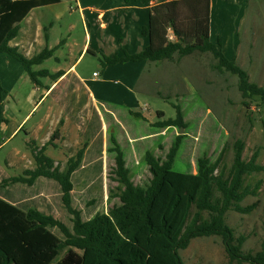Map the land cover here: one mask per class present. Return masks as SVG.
Here are the masks:
<instances>
[{"label": "trees", "instance_id": "16d2710c", "mask_svg": "<svg viewBox=\"0 0 264 264\" xmlns=\"http://www.w3.org/2000/svg\"><path fill=\"white\" fill-rule=\"evenodd\" d=\"M62 1L74 0H0V53L18 60L36 86L41 78L57 81L62 76V72L35 70L54 57L57 47L47 46L28 58L11 42L19 37L21 23L34 9ZM142 1L155 2L149 25L142 30L149 45L133 54L104 55V69L129 62H173L176 56L181 59L197 52L209 53L218 72L238 77L246 106L247 99L257 98L264 105V88L250 82L248 72L225 56L221 39L211 41V0ZM59 104L70 116L75 111L81 114L80 131L84 140L92 143L91 148L86 152V145L69 160L66 170H60L46 155L60 137L58 129L43 147H33L34 170L19 177H0V189L5 188L4 194L0 192L5 195H0V264H185L181 252L194 239L206 237L221 238L231 262L264 264V237L260 251L245 252L247 237L237 236L228 222L230 212L249 215L257 208V203L243 206V202L258 194L261 182L246 185V178L264 171L257 162L258 153L249 161L244 159L242 140L234 144L228 171L220 169V156L215 162L201 157L196 173H182L174 170L185 137L180 135L169 149L160 146L164 154L146 153L145 180L137 183L120 144L111 135L106 151L110 169L105 177L103 122L79 80H72ZM174 107L177 117L154 123L156 129L187 128L181 106ZM131 114L144 118L141 113ZM158 116L163 118L164 113L158 112ZM105 180L117 185L108 190L107 212H100L106 201ZM45 181L53 183L57 195L44 194ZM66 248L67 254L58 261Z\"/></svg>", "mask_w": 264, "mask_h": 264}, {"label": "rangeland", "instance_id": "374dc122", "mask_svg": "<svg viewBox=\"0 0 264 264\" xmlns=\"http://www.w3.org/2000/svg\"><path fill=\"white\" fill-rule=\"evenodd\" d=\"M215 1L213 42L217 43L219 39H223L231 58L229 59L233 60L236 57V63L248 72L250 82L264 88V0ZM85 21L81 18L74 1H64L55 7L38 8L31 14L30 19L21 23V32L17 42L31 39L30 36L35 35L36 26L39 25L45 29L40 33L37 32V35L41 36L39 39L43 46L33 45L36 52L45 48L46 35L50 47L58 46L65 41L59 47L55 58L37 68L55 71L60 67L70 68L77 61L88 37L89 40L92 37V49L97 52L88 54L79 63V70L88 72L89 77L94 71L101 74L104 69L101 59L104 55L107 57L114 55L117 47L116 44L107 43L105 46L102 43L103 46L97 48L98 39L102 35L107 37L110 35L107 32H100L99 29L95 34L92 27L85 24ZM219 23L222 29L217 38L216 26ZM72 25L74 28L70 30ZM170 34L172 36V33ZM56 58L60 62H57ZM154 64L155 67L150 73L149 86L146 84L148 86L146 91L154 95L137 93L139 95H137L138 105L141 111L145 109L144 118L131 114L135 106H132V98H125L126 94L122 85L113 83L106 87L107 93H112L118 101H122V104L103 100L110 107L121 110L120 126L111 124L106 129L105 136L109 140L111 135H114L112 128L115 127V136L132 168L131 176L135 182L140 183L145 180L146 153L150 151L164 154L165 151L160 150V146L169 149L180 135H185V137L180 144L175 171L196 173L199 158L206 157L215 162L220 156H222L220 169L224 168L228 171L233 163V147L238 140H242L245 144L244 159L249 161L254 154L258 153L257 162L264 167V105H261L259 98L247 99L248 106L244 104L245 100L238 89L237 76L218 72L214 68L216 61L209 53L197 52L181 59L176 56L173 62L162 61ZM46 79L49 78H41L45 84H52ZM20 84L23 85V90L27 89L29 92L33 88L29 79ZM68 84L67 81H63L58 85L56 96H54L58 103L53 101V97L46 99L40 110L35 111L36 114L34 112V117L26 127L22 129L27 122L12 138H10L11 134L18 127L16 121L10 119L7 130L0 131V145L2 144L0 147V169H2L0 177L23 176L28 168H35L33 147L36 146L35 143L39 146L44 145L46 134L49 130L54 132L57 121V128L61 129V135L66 136L67 139L57 142V148L49 147L46 155L56 162L55 165L60 170H66L69 160L75 157L80 150L86 148V141L74 120L68 121L69 128L66 124L62 127L60 123L63 119L68 120V116L63 111L64 107L59 104ZM0 85L3 89L0 91V106L5 110L6 117L11 118L13 112H17L16 115L20 118L24 116L31 105L21 100L19 96L12 98L11 94L6 95L8 90L3 88L1 79ZM124 101H128L131 105H126ZM174 105L181 106L187 128L184 132L182 129L173 127L164 131L156 129L153 123L177 117V109ZM50 107L53 109L52 120L44 121L45 114ZM158 112L164 113V117L160 118ZM103 114L105 119L109 117L106 113ZM38 126L42 130L34 132V128ZM155 132L159 134L158 137L153 139L148 137L149 139L144 142L136 141L137 137ZM106 160H108L105 167L107 173L110 169V160L108 158ZM111 162L114 165V162ZM106 173H104L105 177ZM105 181L106 201L101 206L100 212H107L108 190L117 185V183ZM258 181L261 182L258 194L247 197L243 202V206L257 203V208L249 215L236 212L228 214V222L234 228L236 235L247 237L243 248L245 252L260 251L264 237V171L246 178V185L254 186ZM42 186L46 196L57 195L58 190L53 183L45 181ZM0 192L4 194L5 188L0 189ZM67 251V248L61 251L58 261L63 259ZM181 255L185 264H238L229 260L222 240L218 237L194 239L189 248L181 252Z\"/></svg>", "mask_w": 264, "mask_h": 264}, {"label": "crops", "instance_id": "0c3cea01", "mask_svg": "<svg viewBox=\"0 0 264 264\" xmlns=\"http://www.w3.org/2000/svg\"><path fill=\"white\" fill-rule=\"evenodd\" d=\"M62 2L58 4L50 5V6L55 7V6L61 5ZM74 2H76L77 4V8L79 10V14L81 15V18L83 20H86L85 24H88L89 27H92L95 34H97V29H99L100 32H107V34L110 35L109 37L102 35L101 38L98 39L99 45L97 44V48L98 46L100 47H102L103 45L106 46L107 43H112L111 45L116 44L117 48H115L116 50L115 54H118L119 56H124L126 53L133 54L136 52H140L149 45L150 43L149 38L143 36L142 30L144 27H147L149 25L150 9L152 5H154L155 2H152L151 4H145L142 0H128V1L126 0H74ZM215 2H216L215 0H211V25H210L211 34L210 35H211L212 42H213V15L215 12V7H216ZM46 7H49V6H46ZM34 10L30 13V15L25 20L30 19V16L34 12ZM220 24L221 23L217 24L216 26L218 30L217 38H219L218 35L220 34V30L222 29ZM73 28H74L73 25L70 26V30H73ZM44 29L45 28L42 25L36 26V29H35L36 33L35 35L30 36L31 39H27L26 41L17 42L19 38L18 37L17 39L11 42V45L18 46L20 49V52L23 55H25L28 58H32L42 51L41 50L40 52H36L33 45L43 46L41 44V40L39 39L41 36H38L37 32L40 33ZM47 39L48 37L46 35L47 43H46L45 48L47 46L50 49L57 47V51L55 52V55L53 57L55 58L56 53L59 50V47L62 45L59 44L58 46L50 47L48 43L49 39L48 40ZM102 43L104 44L102 45ZM92 44H93V38L90 37V40H89V37H88V41L86 45L84 46L82 52L80 53L77 61L73 65H71L70 68L63 69L60 67L59 69L55 71L47 69L53 74L58 73V72L63 73L62 76L57 81H53L50 78L46 79L52 82V84L50 85H47L45 84V81L42 82V80H40L41 84L36 86L31 81L30 77L25 72L24 66L19 61H17L12 56L6 53H0V79L2 80L3 88L4 89L6 88L8 90V93L6 95L11 94L10 97L12 98H15V97L17 98V96H19L21 100H25V102L28 103V105H31V108L28 110V112H26L25 115L22 116L21 118L18 117V115H16L17 112H13L10 116L11 118H7L5 115V110H3L0 106V131L2 132L5 129L7 130L10 119L11 121L12 120L16 121V123L18 124V127L11 134L10 138H12L17 133V131L27 122L25 126H23L22 129L26 127L28 122L36 114L35 111L40 110L41 106L45 103L46 99H48L49 97H53V101L55 103H58V101L57 102L55 101L56 99L54 96H56L58 85L60 83H62L63 81H67L69 83L68 84V87H69L70 84L72 83V80L76 78L77 80L80 81V84L86 89V93L88 94L89 101H91L93 106L96 107L97 111L99 112V115L101 116L102 122H103L104 155H105L104 156V162H105L104 173H106L105 167H106V163L108 162V160H106L107 159L106 151H107L108 138L105 136L106 135L105 131L108 127H110L111 124H115L116 126L119 127L121 124L120 115L122 114L120 113L121 112L120 109L112 108L105 101L103 102V100H109L113 102L114 104H122V101H118L117 98H115L112 93L111 94L107 93L106 87L113 83L122 85L121 87L123 88L124 93L126 94L125 98H132V102H133L132 106H135L133 108L137 110L136 111L134 109V112L141 113L144 116L143 111H145V109L141 111L138 105L137 95L140 93L154 95L153 93H150L146 90H148V86H149L148 82L151 76L150 73H151L152 68L155 67V64L149 63L147 61L118 64L116 66H110V67L103 69L101 74L94 71L92 73V76L89 77L88 72L79 70V66H80L79 63L83 61L86 58V56L90 54L91 52H94L96 54L97 51L92 49ZM222 45H223L222 47L223 52L225 56L229 59L230 56H229V53H227L223 39H222ZM235 50H236V45H235ZM88 51H90V53H88ZM112 56H108V57H112ZM56 60L57 62H60L58 58H56ZM233 60H236V57ZM41 66L35 67V70L37 71L43 70V69H37L38 67H41ZM95 74H97V76H95ZM26 79H29V81L33 84V88L30 92L27 89L23 90V85L20 84V83L25 82ZM146 84L148 86H146ZM77 88L75 92L78 91ZM67 89L63 96L66 95ZM124 103L126 105H131V103H128V101H124ZM52 110H53L52 107L48 109V111L45 114V118L43 119L44 121L52 120L51 119ZM64 113L68 116V120L67 119L61 120L62 127L63 125L66 124V127L69 128L70 124H68V121L74 120L78 127L76 125L75 126L80 130L78 121L80 119L83 120V117L81 116V114L79 115L78 113H76V111L74 113V116L68 115L65 111ZM103 113H106L109 117L105 119ZM57 125H58V121L54 127L55 129L54 132L58 130ZM112 129H114V132L112 133L115 136V132H116L115 127ZM40 130H42L40 126L34 128V132H37ZM54 132H52V130L48 131L43 141L44 145L50 140V137ZM158 135L159 134L157 132L149 133L146 136L137 137L136 138L137 140L136 139L135 140L138 142H144L149 139L148 137L153 139L156 136L158 137ZM66 139H67L66 136L61 135V129H60L59 139L55 141L56 143L54 142L53 146H50V147L55 146L54 148H57L58 147L57 142L65 141ZM35 145L37 147L44 146V145L39 146L36 143ZM86 145H87V149H86V152H87L91 148L92 143L86 142ZM1 146L2 144L0 145V147ZM35 168L32 167V168H28L27 170H34ZM0 195L2 197H5V195H2L1 193ZM18 196L22 197L23 195L20 193Z\"/></svg>", "mask_w": 264, "mask_h": 264}, {"label": "water", "instance_id": "95a60500", "mask_svg": "<svg viewBox=\"0 0 264 264\" xmlns=\"http://www.w3.org/2000/svg\"><path fill=\"white\" fill-rule=\"evenodd\" d=\"M182 132H184V129H182Z\"/></svg>", "mask_w": 264, "mask_h": 264}, {"label": "built area", "instance_id": "2783aa9c", "mask_svg": "<svg viewBox=\"0 0 264 264\" xmlns=\"http://www.w3.org/2000/svg\"><path fill=\"white\" fill-rule=\"evenodd\" d=\"M95 76H97V74H95Z\"/></svg>", "mask_w": 264, "mask_h": 264}]
</instances>
